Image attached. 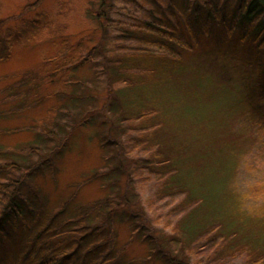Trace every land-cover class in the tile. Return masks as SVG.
<instances>
[{
	"label": "rangeland",
	"instance_id": "rangeland-1",
	"mask_svg": "<svg viewBox=\"0 0 264 264\" xmlns=\"http://www.w3.org/2000/svg\"><path fill=\"white\" fill-rule=\"evenodd\" d=\"M33 1L0 0V22L4 20L0 23V57L5 35L11 33L13 36L9 56L0 59V146H33L35 150L25 152L26 159L34 157L43 168L33 178L32 185L45 198L48 207H54L71 194H75L74 202L91 201L103 192L98 181L89 178L91 172L95 169L118 172L110 167L123 157L119 138L125 135L119 132V122L113 113H120L122 104L116 90L125 81L111 85V61L121 57L135 65L134 71L143 72L146 70L141 69L156 68L160 64L143 54L152 52L167 53L176 56L173 60L178 57L179 61L176 68L168 69L174 73V80L157 87L151 82L147 89L134 86L138 94L148 91L155 96L140 98L142 104L153 101L164 105L167 101L172 108H177L171 98L173 93L180 94L185 103L203 102L201 111L205 121L186 128L173 127V138L183 140L202 130L209 136L200 135L196 146L211 143L217 149L225 147L228 154L238 155L233 189L249 193L242 197L246 208L259 209L257 205L264 201V189L256 201L250 194V187L264 180V79L254 68L251 45L242 43L245 46L242 51L241 43H236L233 35L226 38L224 30L215 24H210V34L202 36L196 29L199 24L195 23L198 20L194 15L187 17L192 23L190 33L193 34L190 35L183 19L171 11L164 0H159L163 7L153 0H106L103 10L99 9V0H41L38 6L29 8ZM111 6L121 11H113ZM97 10L101 12L99 17L92 12ZM123 11L135 12L139 19L147 22L156 16L164 17L169 24L167 34L172 35L173 40L158 41L155 37L149 40V35L122 31L116 27L118 20L130 22ZM39 24L48 27L42 37L37 35ZM113 34H120L119 41L112 37ZM117 46L124 48L119 50ZM61 47L66 50L57 57ZM128 47L132 50H127ZM122 52L124 57L120 55ZM132 52L141 56L137 59L126 56ZM71 55L82 56L84 60L58 70ZM29 71L33 74H27ZM70 74L64 82L65 76ZM146 76L150 75L144 73L140 81L146 82ZM54 90L64 91L53 96L50 92ZM86 111L92 115L86 121L89 124L83 126L78 122ZM208 116L212 117L213 126L207 123ZM42 119L45 120L44 128H53L48 135L39 133ZM101 139L103 142L107 139L106 147L101 146ZM156 176L135 183L143 207L139 214L149 226V235L165 236L195 205L181 207L185 196L182 191L165 196L156 194ZM197 192H203L202 188L198 187ZM113 230L116 247L124 246L119 253L121 263L164 264L152 260L147 244L132 234L128 224L117 223ZM3 231L12 232L11 229ZM16 247L13 235L0 242V264L13 261ZM246 260L244 253H238L217 264H249ZM69 262L75 264L74 259Z\"/></svg>",
	"mask_w": 264,
	"mask_h": 264
},
{
	"label": "trees",
	"instance_id": "trees-1",
	"mask_svg": "<svg viewBox=\"0 0 264 264\" xmlns=\"http://www.w3.org/2000/svg\"><path fill=\"white\" fill-rule=\"evenodd\" d=\"M153 1L160 7L164 5L159 0ZM98 2L99 9L103 10L106 0ZM40 3L41 0H34L28 7L35 8ZM164 3L179 14L190 35L193 34L190 33L192 23L188 22L187 17L194 15L198 20L195 23L199 24L196 29L201 31L202 36L203 33L210 34V24H215L224 30L226 38L233 35L236 43H241L242 51L244 45H251L254 68L264 79V0H164ZM115 9L121 11L119 7L111 6V10ZM171 11L170 14H173ZM92 12L97 17L101 13L98 10ZM123 12L130 22L118 20L116 27L122 31L149 35V40L152 37L158 41L164 38L173 40V36L167 34L169 24L164 17L156 16L147 22L139 19L135 12ZM47 28L39 24L38 37H42ZM120 34H113L112 37L119 41ZM4 38L5 46L0 59L9 56L13 36L9 33ZM137 42L142 43L140 40ZM123 48L117 46L119 50ZM65 50L66 47H61L57 57ZM136 53L126 56L137 59L141 54ZM143 54L160 64L156 68L141 69L146 70L141 72L134 71L135 65L121 57L111 61V85L125 81L116 90L122 104L120 113L116 115L111 112L119 122V132L125 137L119 138L123 157L110 167L118 172L95 169L90 174L89 178L97 180L98 187L103 189L100 196L77 203L74 202L75 194H71L50 208L32 185L33 178L43 168L38 161H34V157L26 159L25 152L34 149L33 146H0V242L9 235H13L17 241L15 257L9 264H59L63 259V264L73 259L75 264H129L126 261L121 263L119 257L124 246L117 248L115 245L113 227L117 223H126L132 228V234L147 244V251L154 262L217 264L227 257L244 253L247 263L264 264V201L257 205L258 210L255 206L254 209L246 208L242 197L249 193L243 194L233 189L239 156L234 152L233 155L228 154L225 147H218V150L211 143L196 146L197 140L209 136L202 130L194 134L198 135L196 138L192 135L183 140L173 138V127L186 128L205 121L204 112L201 111L203 102L185 103L180 94L173 93L171 98H174L177 108H172L167 101L164 105L153 101L142 104L140 98L155 96L148 91L138 94L134 86L147 89L151 82L157 87L174 80V73L168 69L176 68L179 61L178 57L173 60L176 56L167 53ZM120 55L124 57L123 52ZM83 60L82 56H68L58 70L72 63L81 64ZM144 73L150 75L145 77L146 82L140 81ZM27 74L33 73L29 71ZM65 77L64 82L71 74ZM63 91L54 90L50 94L55 96ZM90 111H86L79 120L80 125L89 124L86 121L91 118ZM192 118L195 120L188 121ZM211 120L212 117L206 118L207 123L213 126ZM40 121V135L50 134L52 126L46 129L43 125L45 120ZM106 140L103 142L101 139V146H107ZM105 158L109 160L108 156ZM151 175H157L156 194L165 196L182 191L185 196L181 200V207L195 205L174 223L170 233L165 236L149 235V226L143 215L139 214L143 207L139 203L135 183L150 179ZM198 187L203 192L198 193ZM250 189V194L257 201L256 197L263 193L264 180L258 181ZM4 229H11L12 232H5ZM189 258H192L191 261Z\"/></svg>",
	"mask_w": 264,
	"mask_h": 264
}]
</instances>
